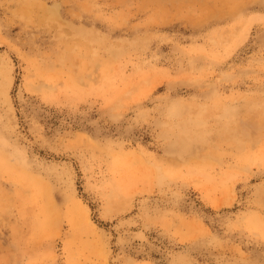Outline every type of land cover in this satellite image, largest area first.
I'll use <instances>...</instances> for the list:
<instances>
[{
	"label": "rangeland",
	"instance_id": "374dc122",
	"mask_svg": "<svg viewBox=\"0 0 264 264\" xmlns=\"http://www.w3.org/2000/svg\"><path fill=\"white\" fill-rule=\"evenodd\" d=\"M0 264H264V0H0Z\"/></svg>",
	"mask_w": 264,
	"mask_h": 264
}]
</instances>
